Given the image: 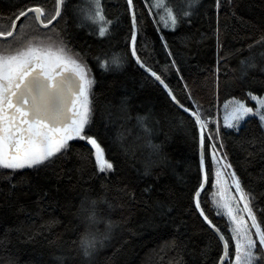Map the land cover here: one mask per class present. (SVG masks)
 <instances>
[{"label":"trees","instance_id":"16d2710c","mask_svg":"<svg viewBox=\"0 0 264 264\" xmlns=\"http://www.w3.org/2000/svg\"><path fill=\"white\" fill-rule=\"evenodd\" d=\"M143 2L134 0L137 15L144 14V31L138 34L140 54L185 106L195 107V101L205 117L211 116L206 137L209 130L215 135L219 127L221 138L212 142L219 144L222 139L230 171L255 197L252 203L259 219L264 216V151L259 146L264 130L254 117L238 130L215 120L218 109L233 97L247 102L248 91L264 95V71H260L264 48L255 46L251 52L247 48L264 32V0H220L219 9L216 0H198L175 29L161 25L160 32ZM37 3L51 8L53 0H0V30L7 29L17 8ZM67 3L59 27L66 33L68 47L80 53L91 69L90 130L114 167L106 174L98 172L94 157L89 156L90 146L74 139L67 153L47 167L14 173L0 168V264H59L56 257L62 255L68 257L64 264H81L78 247L91 244L96 233L109 229V223V238L97 246L92 264H217L222 244L194 211L191 200L202 175L194 119L179 110L134 59L125 60L119 69L110 64L105 71L98 65L97 56L111 60L123 58L127 51L130 57L126 0H101L105 15L114 21L104 38L93 34L97 25L81 23L75 11L79 0ZM171 4L179 13L186 0ZM19 27L31 33L37 25L24 19ZM250 54L257 67L241 78L240 60ZM185 83L194 101L188 99ZM122 101L126 113L121 112ZM138 116L147 117L150 136L139 126ZM148 140L158 147H150ZM209 143L206 139L205 145ZM205 162L207 170L211 163L207 150ZM211 179L201 192V205L230 236L227 219L211 205ZM93 208L96 218L90 222ZM257 264H264V255L258 256Z\"/></svg>","mask_w":264,"mask_h":264},{"label":"snow or ice","instance_id":"6c2138e0","mask_svg":"<svg viewBox=\"0 0 264 264\" xmlns=\"http://www.w3.org/2000/svg\"><path fill=\"white\" fill-rule=\"evenodd\" d=\"M197 3L198 0H186L185 7L179 13L175 11L171 0H144L142 7L147 9V15L153 18L152 24L156 26V31L160 32L161 25L163 28L175 29L180 17L190 16L191 8ZM126 5L130 15L129 35L126 37L130 57L127 51L123 58L113 56L109 60L97 56L99 67L107 71L111 64L119 69L125 60L134 59L135 64L143 72L163 86L175 104L194 118L200 129L199 172L202 174L197 177L192 189L194 211L198 212L209 229L218 234L222 242V251L216 258L217 264H257L258 256L264 255V216L258 219L257 209L252 203L255 197L242 185L237 173L232 171L231 187L235 188L237 204H242V208L234 209L230 201L221 205L229 217L231 235H226L206 214L201 205V191L213 176L214 169L215 179L212 180V187L221 183L222 170L217 168V165L223 164L224 169L232 168L227 162V154L222 151L225 147L222 139L219 144L212 142L221 138L219 127L216 128L215 135L209 130L206 137L205 130L212 122V118L210 115L205 117L202 114V106L194 101L188 85L185 83L184 89L188 91V99L194 101L195 107L185 106L162 74L154 70L148 60L140 54L138 34L144 31V14L141 12V15H137L138 9L134 0H126ZM216 7L220 8V0H216ZM153 9L161 10L162 14L161 11L154 12ZM75 11L79 14L81 23L97 25L93 34L104 38L110 33V26L114 21L105 15L101 0H80ZM67 12V0H53L51 8L39 3L17 8L7 29L0 30V38L13 37L12 40L0 43V168L11 170L12 173L25 168L39 169L53 164L56 158L67 153L71 147L69 141L74 139L85 141L86 146H90L89 156L94 157L98 172L106 174L113 170V163L105 158L102 142L90 130L92 113L90 88L93 83L91 69L80 53L68 47L66 33L59 27L65 20ZM22 17L32 20L37 25L31 33H25L23 28L17 25L16 21H21ZM14 31H18L15 36ZM160 39L164 40V37L160 36ZM219 43L218 29L217 44ZM255 46L264 48V32L249 43L247 48L251 52ZM163 47L168 49V44L165 42ZM168 55L171 56L172 53L169 52ZM260 55L264 57V51ZM240 65V75L243 78L248 75L249 69L257 67V62L250 54L240 60ZM171 66H175L174 60ZM260 71H264V66L260 67ZM247 97L254 102L252 106L244 99L232 98V108L225 117V126L238 130L245 118L254 117L259 121L258 126L264 130V95L248 91ZM126 111L127 104L122 101L121 112ZM146 119V116L137 117L139 126L150 136L151 129L147 127ZM206 139L211 142L207 146ZM147 143L153 149L158 147L151 145L150 140ZM259 146L260 150L264 151V131L261 132ZM206 150L211 161L207 170ZM221 196L223 200V193ZM95 203L92 201L93 205ZM241 213L246 215L241 216ZM95 218L93 208L89 221L93 222ZM110 229L111 223L106 232L94 235L91 244L78 247L77 254L81 264H92L97 246H103L104 240L109 238ZM67 258L63 255L56 257L59 264H64Z\"/></svg>","mask_w":264,"mask_h":264},{"label":"rangeland","instance_id":"374dc122","mask_svg":"<svg viewBox=\"0 0 264 264\" xmlns=\"http://www.w3.org/2000/svg\"><path fill=\"white\" fill-rule=\"evenodd\" d=\"M79 2H80V0H79ZM231 101L232 100L225 102L218 109L219 110L218 116H217V119L215 120V123L220 122V124L222 126H225V117L228 116V114L230 113L231 108H232ZM246 103L249 104L250 106H252L254 104V102L251 101L249 98H248V101ZM248 118H250V117L245 118V120ZM244 121H242L241 124ZM229 129H232V128H229ZM217 168L222 170V175L220 177L221 183L217 184L216 187H212V180L215 179V176H214L215 169H214L213 170V176H212L211 183H210V192H209L208 196H209L211 205H212L213 209L215 210V213L217 215H223L229 223V217L226 215V210L221 206L222 203L230 201L232 203L234 209L237 207L242 208V204H237L238 196L235 192V188L231 187L232 181H231L230 169H224L223 164L217 165ZM222 193H223V200H222V196H221ZM233 197H235V199H233ZM245 215H246L245 213H241V216H245ZM230 227H231V225L229 223V228Z\"/></svg>","mask_w":264,"mask_h":264},{"label":"water","instance_id":"95a60500","mask_svg":"<svg viewBox=\"0 0 264 264\" xmlns=\"http://www.w3.org/2000/svg\"><path fill=\"white\" fill-rule=\"evenodd\" d=\"M29 15H31V14H29ZM25 18H21V21H23ZM21 21H16V23H17V25L19 26L20 24H21ZM15 32L16 31H14V34H15ZM10 38H12V37H8V38H0V40H9ZM154 79V78H153ZM156 83H158L159 84V82L158 81H156ZM160 85V84H159ZM162 88H163V86L162 85H160ZM163 90L165 91V93L167 94V91L163 88ZM167 96H168V94H167ZM169 97V96H168ZM169 99L171 100V98L169 97ZM171 102L179 109V110H181L182 112H184L183 111V109L182 108H180L177 104H175L172 100H171ZM184 113H186V112H184ZM186 114H188V115H190L189 113H186ZM191 116V115H190ZM193 118V117H192ZM194 119V118H193ZM197 128H198V132H199V136H200V129H199V127L197 126ZM200 153H201V149H200V144H199V161H200ZM206 187V186H205ZM203 191V190H202ZM201 191V192H202ZM202 219V218H201ZM203 220V219H202ZM207 225V224H206ZM213 231V230H212ZM214 232V231H213ZM215 233V232H214ZM215 235L218 237V239H219V236H218V234H216L215 233ZM221 242V241H220ZM221 244H222V242H221Z\"/></svg>","mask_w":264,"mask_h":264},{"label":"flooded vegetation","instance_id":"af4514ba","mask_svg":"<svg viewBox=\"0 0 264 264\" xmlns=\"http://www.w3.org/2000/svg\"><path fill=\"white\" fill-rule=\"evenodd\" d=\"M42 5H44V4H42Z\"/></svg>","mask_w":264,"mask_h":264}]
</instances>
